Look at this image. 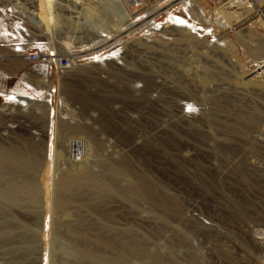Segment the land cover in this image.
Masks as SVG:
<instances>
[{"label": "rangeland", "instance_id": "374dc122", "mask_svg": "<svg viewBox=\"0 0 264 264\" xmlns=\"http://www.w3.org/2000/svg\"><path fill=\"white\" fill-rule=\"evenodd\" d=\"M144 1L0 0L8 86L77 56L0 91V264H264V16Z\"/></svg>", "mask_w": 264, "mask_h": 264}, {"label": "built area", "instance_id": "2783aa9c", "mask_svg": "<svg viewBox=\"0 0 264 264\" xmlns=\"http://www.w3.org/2000/svg\"><path fill=\"white\" fill-rule=\"evenodd\" d=\"M131 2L130 0H128ZM221 3L224 8H231L233 11L248 9L253 15L261 16L264 14V0H215ZM133 8L143 10L147 7L144 0H140L136 3ZM24 57L32 64L36 66H42V64L48 65V70L55 66L59 73H64L65 71L71 69L75 65L77 56L73 53L62 54L61 52L45 53L42 52L39 47H31L25 51ZM78 158V156H76Z\"/></svg>", "mask_w": 264, "mask_h": 264}, {"label": "crops", "instance_id": "0c3cea01", "mask_svg": "<svg viewBox=\"0 0 264 264\" xmlns=\"http://www.w3.org/2000/svg\"><path fill=\"white\" fill-rule=\"evenodd\" d=\"M15 56H16V58H18L16 60L20 61L21 67H23L27 64H29V65L31 64V65L29 66L30 67L29 72H27L26 74H22V75L20 74L19 77L16 76L17 80L14 82V84L12 86H8V84H9V82H12L9 80H12L14 76H12V75L6 76L4 78V80L0 77V86H3L0 88V91H4L3 93H5V96H8L10 98H12L11 94H13V93L26 94L27 90L32 89V85L34 83V80H33V77L31 76L32 74L30 72H32V70L36 67V65L30 63L24 56H22V55H15ZM22 84H24V88L20 89ZM0 96H2L3 98L5 97L4 94L2 95V93H0Z\"/></svg>", "mask_w": 264, "mask_h": 264}, {"label": "bare ground", "instance_id": "6f19581e", "mask_svg": "<svg viewBox=\"0 0 264 264\" xmlns=\"http://www.w3.org/2000/svg\"><path fill=\"white\" fill-rule=\"evenodd\" d=\"M131 2H129V3H131L132 5H134L135 6V4L136 3H139V1L140 0H130ZM195 3H197L196 1H194ZM261 3H263V1L261 0ZM224 9H226V8H224ZM228 9V8H227ZM219 11L221 12V9H219ZM219 11L218 10H216V14L217 13H219ZM222 13V12H221ZM34 15V14H33ZM36 15V14H35ZM264 16V14L263 15H261V17H263ZM34 17V19H36V18H38V16L37 17H35V16H33ZM41 19H43V20H49L50 22L53 20L52 18H44L43 16L41 17ZM120 21H118V25H121V23H119ZM38 23V22H37ZM227 23H229L228 21H227ZM107 31H109V29L107 30ZM106 31V32H107ZM102 35V34H101ZM47 66V65H46ZM81 142V141H80ZM83 144H82V142H81V146H82ZM82 150H83V146L80 148V147H77L76 149H74L73 148V146H71V150H70V154H71V157L73 158V159H75V160H80L81 159V155H82ZM76 156H78V158H76Z\"/></svg>", "mask_w": 264, "mask_h": 264}]
</instances>
